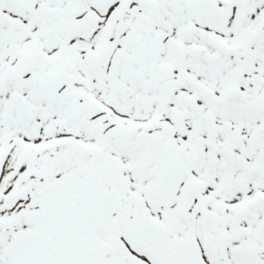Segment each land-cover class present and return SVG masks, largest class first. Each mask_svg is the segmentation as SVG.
<instances>
[{
	"label": "snow or ice",
	"instance_id": "6c2138e0",
	"mask_svg": "<svg viewBox=\"0 0 264 264\" xmlns=\"http://www.w3.org/2000/svg\"><path fill=\"white\" fill-rule=\"evenodd\" d=\"M0 264H264V0H0Z\"/></svg>",
	"mask_w": 264,
	"mask_h": 264
}]
</instances>
